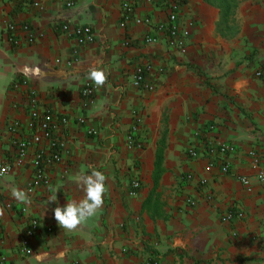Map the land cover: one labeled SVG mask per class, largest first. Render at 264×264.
<instances>
[{
    "label": "crops",
    "instance_id": "0c3cea01",
    "mask_svg": "<svg viewBox=\"0 0 264 264\" xmlns=\"http://www.w3.org/2000/svg\"><path fill=\"white\" fill-rule=\"evenodd\" d=\"M128 1L41 0L34 7L0 0V156L6 160L16 153L18 135L9 132L11 121L21 122L19 135L28 133L27 87L14 85L25 77V66L42 70L40 77L28 76L40 110L69 118L63 130L68 150L62 162L47 171L50 187L59 190L57 200L48 202L50 187L29 196V214L38 220L29 254L20 249L29 216L19 212L24 203L10 197L9 186L26 192L33 169L15 167L0 180L4 201L16 207L0 202V253L9 264H37V255L43 264H147L152 255L161 264H264V182L257 179L258 169L248 154L255 150L264 167V78L255 75L264 67V0H238L231 36L217 28L218 7L186 0L180 14L194 24L184 48L170 47L159 32L156 42L147 43L145 36L155 32L133 18L121 27ZM134 15L167 21L166 11L156 4H139ZM9 22L29 23L39 38L13 46L4 32ZM64 23L71 32L91 26L94 40L80 43L64 32ZM127 39L131 45L125 44ZM142 58L154 65L149 77L154 90L134 83ZM91 66L104 70L107 80L98 87L93 104L84 108L81 90L94 84L86 75ZM133 111L143 117L136 133L141 148L126 143ZM82 116L84 123L78 121ZM212 124L215 129L209 131ZM207 131L209 137L237 146L235 154L227 155L232 172H222L220 153L209 156L202 151L198 159L188 157L193 144L206 149ZM163 134L165 171L157 189L163 216H152L143 204L154 186ZM92 170L107 177L103 206L77 229L65 231L53 210L83 198L75 179ZM190 171L194 179L183 180ZM239 175L250 178V189ZM202 178L207 184H199ZM134 179L141 186L131 195ZM188 197L196 205L190 206ZM237 210L243 216L222 219ZM60 253L62 259L57 258Z\"/></svg>",
    "mask_w": 264,
    "mask_h": 264
},
{
    "label": "built area",
    "instance_id": "2783aa9c",
    "mask_svg": "<svg viewBox=\"0 0 264 264\" xmlns=\"http://www.w3.org/2000/svg\"><path fill=\"white\" fill-rule=\"evenodd\" d=\"M186 0H130L123 5V20L120 26L125 28L128 22L133 18L136 24L145 25L155 33H148L145 36L147 43H154L157 41L156 32L163 33L168 38V44L172 48H184L186 46V40L190 35V28L194 22H185L181 16V8ZM14 3L24 6L40 5L41 0H13ZM146 3L149 5L156 4L161 6L167 13V21H156L150 16H136L134 12L139 4ZM68 7L73 6V2H67ZM63 30L67 33H72L80 43H88L94 40V31L91 26L85 25L75 28L70 31L67 23L63 24ZM7 40L15 47L21 46L24 42L34 43L39 38V33L27 22L7 23L4 30ZM132 40L127 39L126 45H131ZM154 65L151 61H140L135 69L134 83L138 87H143L147 90H154L155 84L149 80L150 74L153 71ZM25 76L20 81H17L14 85L16 88L21 86L27 87V114H28V133L25 135H19L22 130V125L19 120H13L8 125V130L12 134L18 135L15 140L16 153L13 158L4 160L0 156V180L6 178L11 174L15 167H30L33 169L32 177L26 187V192L29 196L35 193L38 188H48L51 185V179L48 175L49 167H52L63 160L64 154L68 150V138L63 133L67 126L69 118L66 114L56 115L50 109L40 110L38 107L39 96L38 93L29 86L28 76ZM255 75L258 78H264V67L258 68L255 71ZM98 87L94 84H85L81 90V97L83 100L84 108L93 104ZM133 124L127 134L126 143L128 148H141L142 142L136 138V133L140 124L143 121L142 114L133 111ZM80 123H84L86 118L80 117L78 120ZM215 129V125L209 126V131ZM90 133H95L90 130ZM208 134V135H207ZM206 134V149L202 150L197 145H192L187 149V155L190 159H198L202 153H207L209 156L220 153L222 155L221 170L224 173L232 172V164L227 155L235 154L237 152V146L231 142L220 141L215 138L209 137L207 131ZM204 151V152H202ZM250 164L258 169L257 179L260 182H264V167L262 166L261 156L255 150H249ZM193 172H187L183 175V180H193ZM238 179L247 188H251L250 178L247 175H239ZM199 184H207V180L202 178L199 180ZM141 182L139 179H134L131 182L132 189L131 195H135L136 191L140 188ZM212 194L208 195V198H212ZM32 198V197H31ZM190 206L196 205V201L188 197L186 199ZM0 202H2L9 209H16L15 204L11 201H4V192L0 184ZM19 212L29 216V226L22 239L20 249L22 254L26 255L31 253V238L38 230V220L29 214L28 204H23L18 208ZM241 217L243 213L239 210L236 212H227L222 216L224 221H229L233 217ZM123 252L127 251V248L122 249ZM0 264H9L6 254L0 253ZM147 264H161L158 256H150L147 260Z\"/></svg>",
    "mask_w": 264,
    "mask_h": 264
},
{
    "label": "clouds",
    "instance_id": "9594fccd",
    "mask_svg": "<svg viewBox=\"0 0 264 264\" xmlns=\"http://www.w3.org/2000/svg\"><path fill=\"white\" fill-rule=\"evenodd\" d=\"M23 73L26 76L40 77L43 75L39 67L25 66ZM87 79L91 80L97 87H103L106 83L107 76L101 68L91 66L87 70ZM106 175L99 170H92L90 174H80L76 177L75 183L77 187L82 189L84 195L79 201L73 199L68 200L63 207L57 205L54 212V219L58 226L65 231H73L77 229L84 221L94 216L103 206L104 195L107 192ZM55 187L49 188L48 202L57 200V192ZM9 195L16 201L24 204H30L31 200L27 192L16 186H9ZM58 259L63 258L60 253ZM37 264H43L42 257L37 255Z\"/></svg>",
    "mask_w": 264,
    "mask_h": 264
},
{
    "label": "trees",
    "instance_id": "16d2710c",
    "mask_svg": "<svg viewBox=\"0 0 264 264\" xmlns=\"http://www.w3.org/2000/svg\"><path fill=\"white\" fill-rule=\"evenodd\" d=\"M220 9V19L217 24L218 30L225 36H231L236 32V23L233 15L238 6V0H204ZM165 134L159 140L156 153L155 168L153 172L154 186L143 204V208L152 214V216H163L161 212L163 203L160 199V192L157 191L159 180L165 171L164 162Z\"/></svg>",
    "mask_w": 264,
    "mask_h": 264
}]
</instances>
